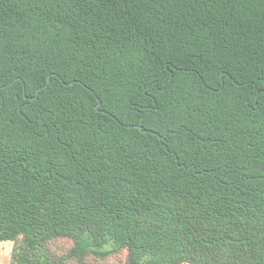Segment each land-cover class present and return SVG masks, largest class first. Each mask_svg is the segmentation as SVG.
Instances as JSON below:
<instances>
[{
    "label": "trees",
    "instance_id": "trees-1",
    "mask_svg": "<svg viewBox=\"0 0 264 264\" xmlns=\"http://www.w3.org/2000/svg\"><path fill=\"white\" fill-rule=\"evenodd\" d=\"M6 242L264 264V0H0Z\"/></svg>",
    "mask_w": 264,
    "mask_h": 264
},
{
    "label": "rangeland",
    "instance_id": "rangeland-1",
    "mask_svg": "<svg viewBox=\"0 0 264 264\" xmlns=\"http://www.w3.org/2000/svg\"><path fill=\"white\" fill-rule=\"evenodd\" d=\"M12 248H13V243L6 242L0 244V264L11 263Z\"/></svg>",
    "mask_w": 264,
    "mask_h": 264
},
{
    "label": "water",
    "instance_id": "water-1",
    "mask_svg": "<svg viewBox=\"0 0 264 264\" xmlns=\"http://www.w3.org/2000/svg\"><path fill=\"white\" fill-rule=\"evenodd\" d=\"M39 92H37V95H38Z\"/></svg>",
    "mask_w": 264,
    "mask_h": 264
}]
</instances>
